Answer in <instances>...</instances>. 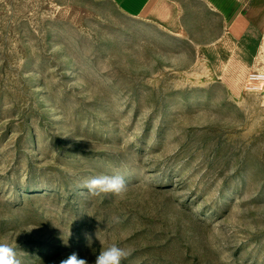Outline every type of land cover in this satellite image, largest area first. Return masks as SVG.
Segmentation results:
<instances>
[{"label": "rangeland", "instance_id": "374dc122", "mask_svg": "<svg viewBox=\"0 0 264 264\" xmlns=\"http://www.w3.org/2000/svg\"><path fill=\"white\" fill-rule=\"evenodd\" d=\"M0 0V239L22 264H264V0ZM259 76V79L255 78ZM96 175L127 193L90 194ZM17 244V245H16Z\"/></svg>", "mask_w": 264, "mask_h": 264}, {"label": "crops", "instance_id": "0c3cea01", "mask_svg": "<svg viewBox=\"0 0 264 264\" xmlns=\"http://www.w3.org/2000/svg\"><path fill=\"white\" fill-rule=\"evenodd\" d=\"M125 14L132 17H149L157 15L167 18V5L172 0H110ZM213 10L225 20L230 33L241 38L251 26L252 13L249 12L257 5L256 0H204ZM251 15V17H250Z\"/></svg>", "mask_w": 264, "mask_h": 264}, {"label": "clouds", "instance_id": "9594fccd", "mask_svg": "<svg viewBox=\"0 0 264 264\" xmlns=\"http://www.w3.org/2000/svg\"><path fill=\"white\" fill-rule=\"evenodd\" d=\"M85 187L94 196L111 193L118 198H123L127 193L126 182L120 175H96L87 180ZM130 255V249L112 244L99 252L94 264H121ZM0 264H22V261L18 259L17 247L5 239H0ZM59 264H88V261L79 258L78 253L73 252L66 259L60 260Z\"/></svg>", "mask_w": 264, "mask_h": 264}, {"label": "bare ground", "instance_id": "6f19581e", "mask_svg": "<svg viewBox=\"0 0 264 264\" xmlns=\"http://www.w3.org/2000/svg\"><path fill=\"white\" fill-rule=\"evenodd\" d=\"M255 78H256V79H259V76H258V75H255Z\"/></svg>", "mask_w": 264, "mask_h": 264}]
</instances>
